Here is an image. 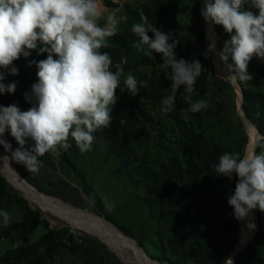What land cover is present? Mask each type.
Listing matches in <instances>:
<instances>
[{
  "label": "trees",
  "instance_id": "trees-1",
  "mask_svg": "<svg viewBox=\"0 0 264 264\" xmlns=\"http://www.w3.org/2000/svg\"><path fill=\"white\" fill-rule=\"evenodd\" d=\"M166 3V0H150L144 5L129 7L126 22L117 30L115 36L109 38L108 47L101 49L102 52L109 53L113 65L118 64L122 57H127V63L122 66H128L134 71L143 66L156 67L163 64L162 54L153 51L151 56H146L132 47L137 37L131 32V25L139 22V10H143L151 21L153 16L168 9ZM245 7L258 14V9L247 5ZM214 26L218 34L223 35L224 40L230 39V34L226 33L222 26ZM187 27L199 35V42L203 45V31L195 32L189 25ZM148 34L153 35L151 32ZM178 41L174 49L176 60L183 59L189 63L199 60L203 74L204 65L201 60L192 58L182 49L183 38ZM46 58L47 53L38 54L37 51H32L27 58L21 56L13 62L18 69L17 75H11L7 70L0 68V72L4 73L5 78L2 82L5 85L16 83L14 93L0 94V106L15 104L21 111H27L33 106V103L25 98V94L31 96L32 85L38 82V68L35 63L30 64V61L39 62ZM209 67L212 69V65ZM248 67L255 75L264 79V57L253 55ZM248 73L252 76L249 70ZM213 80L217 85L222 83V79L215 75ZM144 81L147 82V87L141 88L136 96L130 95L127 90L121 92L117 89L118 99L113 106L112 123L108 128L98 129L94 133L93 146L97 148L106 145L108 153L116 156L120 162L119 172L126 176L133 186L140 185L143 188L145 195L142 201L148 206L151 219L161 228H165L164 235L167 236L165 247L178 260L172 261L170 257H166L167 261L171 264L222 263L238 244V227L241 220L224 221L223 229L226 233H222L212 225L196 224L197 219L192 215V205L208 194L213 204H222L233 209L228 204L232 192L225 184L223 176L215 172L214 165L218 163V156L225 152L244 156L249 143L247 128L236 114L235 103L232 106L236 114L235 128L229 130V124L220 125L222 120L217 117L227 106L222 100V95H228V98L232 96L222 89L217 91L216 97L209 95L206 88L201 85L203 81L201 78L197 79L194 85L196 91L190 96L184 93L183 86L178 89L175 108L168 113L161 109L156 112V109L161 107L162 98L169 94L171 81L166 77L157 76L145 78ZM239 83L243 92L241 108L244 117L264 137V89L253 81ZM200 99L212 104H207V107L198 113L186 110L191 103ZM211 117L216 119L215 125L207 123ZM4 138L14 149L18 147L10 132H6ZM168 139L173 142L172 147L166 144ZM71 141L70 138L69 143ZM28 144L30 145L31 141ZM150 144L153 145L154 152L149 149ZM260 150L257 142L256 152ZM57 153L62 165L72 168L82 184L94 191L73 164L69 149L59 150ZM40 159L43 165L56 167L51 153ZM28 180L35 184L33 179ZM93 195L105 218L114 222L95 191ZM14 204L22 210V218L18 222L9 223L7 227L0 222V239H9L17 233L18 240H22L24 244L6 249L0 257V264H57L66 256L76 258L80 264H119L106 245L96 237L87 233L75 234L68 227L49 229L36 241L28 243L29 236L40 225L48 228L47 221L42 217V212L30 207L25 198L0 174V209L6 211V205ZM259 218L261 220L260 215ZM120 228L128 231L125 227ZM263 239L264 229L260 225L254 241L252 240L236 255V264H255L258 245Z\"/></svg>",
  "mask_w": 264,
  "mask_h": 264
},
{
  "label": "clouds",
  "instance_id": "clouds-1",
  "mask_svg": "<svg viewBox=\"0 0 264 264\" xmlns=\"http://www.w3.org/2000/svg\"><path fill=\"white\" fill-rule=\"evenodd\" d=\"M246 5L258 9V14L247 10ZM119 12L113 9L105 15L100 0H0V68L17 75L14 61L29 57L32 51L47 53L46 59L30 61L38 68V82L32 85L31 96L25 94L33 106L27 111L15 104L0 106V145L29 173H39L43 167L40 158L45 154L67 151L72 146L70 138L81 153L91 151L94 133L112 123L117 89L136 96L147 87V82L131 74L125 76L121 66L127 63V57H122L113 70L111 56L101 51L117 34ZM200 14L208 24L220 25L230 34L219 52H215L213 40L203 53L205 58L208 52H215L229 80H251L249 61L253 55L264 57V0H203ZM138 15L139 22L131 25L137 37L132 47L146 56L153 51L162 54V65L170 71L166 78L171 88L161 106L168 113L175 108L181 86L189 96L196 91L194 85L203 68L199 60L177 61L174 49L179 41L175 34L157 29L143 10ZM4 78L0 72V94L14 93L16 83L5 85ZM206 107V100L200 99L186 110L198 113ZM6 132L15 139V150L4 139ZM258 146L261 150L251 155L225 152L214 165L217 174L228 179L233 174L237 177L228 204L238 221L247 219L257 208L264 212V137ZM0 218L7 227L10 213L0 209ZM248 227L254 230L255 224ZM226 264H232L231 259Z\"/></svg>",
  "mask_w": 264,
  "mask_h": 264
},
{
  "label": "rangeland",
  "instance_id": "rangeland-1",
  "mask_svg": "<svg viewBox=\"0 0 264 264\" xmlns=\"http://www.w3.org/2000/svg\"><path fill=\"white\" fill-rule=\"evenodd\" d=\"M166 1V6H168V9L158 15L153 16L150 22L155 24V27L164 33H174V38L177 40L183 38L184 46L182 49L191 55L192 58L201 60L204 65V72L198 78L203 79L201 85L206 88L209 95L216 97L218 96L217 91L222 89L224 92L229 93L232 96V98H228V95H222V100L227 106L217 117V119L222 120L220 125H224L225 123L229 124V130H232L235 128V117L237 114L243 120V123L247 128L246 132L249 136V142L251 135L250 130L256 132V150L257 142L260 140V138L257 133V128L250 122L248 124L247 119L244 117V113L241 108L243 105L242 87L240 86L239 80H229L222 72L221 67L223 64L219 60V57L215 54V52L222 50L226 40L223 39V35L218 34L214 24H212V29H209L210 24H208L201 16L200 10L203 6V0ZM146 2L149 3L150 0H100L102 8L105 9V15H107L108 11L120 9V23L117 30L120 29L121 25H123L129 17L130 6L144 5ZM100 23L103 25L104 20L101 19ZM188 25L192 27L195 32L203 31V45H201L199 42V35H196L194 32H192L187 27ZM213 40H215L216 44L215 52H208V56L205 58L203 53L208 50V45ZM115 65H113V70H115ZM211 65L212 69L209 67ZM121 67L124 69L125 76L131 74L140 81H144L145 78L151 79L154 76L161 78L168 77L170 75L169 69L163 65L156 67L143 66L139 67V69L136 71L129 69L128 66ZM248 70L252 74V79L246 83L253 81L257 86L264 89V79L255 75L249 67ZM213 75L217 76L218 79H222V83H220V85L214 83ZM122 82L123 77L121 83ZM233 103L236 105V114L234 113L232 107ZM207 104L212 103L207 102ZM160 109L162 110V106L158 107L156 112ZM216 122V119L212 117L207 120V123H210L211 125H215ZM166 144L170 147L173 146V142L170 139L166 141ZM71 145L72 146L69 148V155L73 164L84 175L90 187H92V189H94L96 194L99 196L103 206L106 208L114 222L105 218V215L101 212L100 205H98V202L94 198V191L87 189L82 184L74 171H72V168L62 165L61 159H59L57 152L51 153L52 160L56 162L55 168L44 164L38 174H32L27 171L24 165L12 160L10 156L11 154L9 152H5L2 145H0V151H2V153H4L8 160L14 165L16 170L25 179L26 183L36 189V191L47 195L48 197L55 198L63 203L70 204V206L75 209L91 212L104 219L106 222H109L115 226V228H117L123 234L134 239L138 246L145 250L149 258H151V260H156L155 262L159 264H171L166 260V257H170L172 261H178L177 258L170 253V250L166 249L165 247L167 241V236L164 235L165 228H161L155 222V220L151 219L152 217L150 216L149 208L142 201V198L145 195L143 188L140 185L138 187L133 186L126 176L119 172L121 171L120 162L116 156L108 153L106 148L107 146L102 145L97 148L92 146L91 151L81 153L76 147L74 141H71ZM152 146L153 145L150 144L149 149L154 152L155 150L153 151L154 148H152ZM12 148L15 150L14 147ZM246 153L244 155H246ZM0 174H2L1 170ZM28 179H33L35 184L30 183ZM223 179L233 194L237 182L236 175L233 174L231 179L223 176ZM7 181L15 191L25 198L30 207L40 210L42 212V217L47 221L48 228L45 225H40L36 231H34L31 236H29L28 243L36 241L40 236L47 233L49 229L60 227H68L71 232L78 235H83L84 233L92 235V233L83 231V229L86 228L77 224L69 216L57 214L54 211L47 214L40 207L31 203L25 194L13 184H11L9 180ZM6 211L10 213V223L21 220L23 212L17 205H6ZM254 212L256 214V220L254 222V234L248 238V240L245 242V245H243L239 251H241L243 248H246V246L252 240L254 241L260 225L264 229V212H261L258 208L255 209ZM192 215L197 219L196 224L212 225L222 233H226V231L223 229L224 221L236 220L233 215V209L222 204H213L208 194L204 195L198 199V201L193 203ZM259 215L261 216V220ZM242 222H244V220L240 221L238 227V244L240 242V227ZM120 226L127 228L128 231L122 230ZM17 235V233H14V235H12L9 239H0V257L4 254L6 249L12 246H20L24 244L22 240H18ZM92 237H96L99 240L97 236L92 235ZM103 244L106 245V247L111 251L119 264H140L137 257H135L133 254L119 255L114 252V250L111 249L106 243ZM236 246L234 250L236 249ZM230 257L231 255L224 262L219 264H226V261L230 259ZM234 259H236V257H234ZM57 264L80 263L78 260L76 261V258L66 256L62 262L58 261ZM255 264H264V239L261 240L260 245H258L257 260L255 261Z\"/></svg>",
  "mask_w": 264,
  "mask_h": 264
},
{
  "label": "bare ground",
  "instance_id": "bare-ground-1",
  "mask_svg": "<svg viewBox=\"0 0 264 264\" xmlns=\"http://www.w3.org/2000/svg\"><path fill=\"white\" fill-rule=\"evenodd\" d=\"M212 29V25L209 26ZM222 66V65H221ZM224 66L221 67L222 72L227 75L228 73L223 70ZM234 81V80H233ZM250 142L247 146L246 155H251L255 151V142L257 134L255 131L250 130ZM0 170L16 188L21 190L31 203L40 207L44 212L49 214L54 211L57 214H63L72 218L77 224L83 226V229L92 233L106 243L111 249L119 255L133 254L139 260L140 264H159L149 257L140 249L134 239L126 236L119 231L115 226L106 222L104 219L98 217L91 212H85L82 210L75 209L70 204L63 203L55 198L44 195L32 186L26 183L25 179L16 170L14 165L8 160V158L0 151ZM256 220V214L254 210L250 213L249 217L242 222L240 227V242L237 244L236 249L231 254L232 264L234 263L235 253L239 251L245 242L254 234V230L248 227L249 223H254ZM90 230V231H89Z\"/></svg>",
  "mask_w": 264,
  "mask_h": 264
},
{
  "label": "water",
  "instance_id": "water-1",
  "mask_svg": "<svg viewBox=\"0 0 264 264\" xmlns=\"http://www.w3.org/2000/svg\"><path fill=\"white\" fill-rule=\"evenodd\" d=\"M247 122H248V124H249V121L247 120ZM257 133H258V131H257ZM258 135H259V138H262V136L258 133ZM259 140V139H258ZM255 152H256V150H255ZM2 176H3V174H1ZM3 178H5V179H7L5 176H3ZM81 230V229H80ZM83 231H86V230H83ZM86 232H88V231H86ZM93 236H95V235H93ZM99 238V237H98ZM99 240L101 241V242H103L102 240H101V238H99ZM104 243V242H103ZM140 249L144 252V254L147 256V257H149L147 254H146V252H145V250L143 249V248H141L140 247ZM245 248H243L241 251H243ZM241 251H237L236 252V255L239 253V252H241ZM236 257V256H235ZM151 259V258H150ZM153 261H156V260H153ZM234 263L236 264V262H235V259H234Z\"/></svg>",
  "mask_w": 264,
  "mask_h": 264
}]
</instances>
